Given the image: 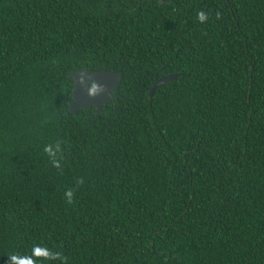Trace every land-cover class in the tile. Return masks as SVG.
Listing matches in <instances>:
<instances>
[{
  "label": "trees",
  "instance_id": "16d2710c",
  "mask_svg": "<svg viewBox=\"0 0 264 264\" xmlns=\"http://www.w3.org/2000/svg\"><path fill=\"white\" fill-rule=\"evenodd\" d=\"M81 69L121 74L98 113ZM49 250L264 264V0H0V264Z\"/></svg>",
  "mask_w": 264,
  "mask_h": 264
},
{
  "label": "water",
  "instance_id": "95a60500",
  "mask_svg": "<svg viewBox=\"0 0 264 264\" xmlns=\"http://www.w3.org/2000/svg\"><path fill=\"white\" fill-rule=\"evenodd\" d=\"M69 76L72 77L74 83L73 98L69 103V109L74 114H76L77 109L85 108L88 105L94 106L97 113L102 111V105L113 98V91L121 79V74L113 70L90 72L86 69H81L70 72ZM176 77L177 74H169L157 79L151 85L148 95L150 96L154 89L162 82ZM93 85L97 88L94 95L92 94Z\"/></svg>",
  "mask_w": 264,
  "mask_h": 264
},
{
  "label": "clouds",
  "instance_id": "9594fccd",
  "mask_svg": "<svg viewBox=\"0 0 264 264\" xmlns=\"http://www.w3.org/2000/svg\"><path fill=\"white\" fill-rule=\"evenodd\" d=\"M209 14L205 12L204 10H200L196 14V19L201 24H206L209 21ZM215 18L218 20L221 18V13L216 12ZM97 91V88L95 85L92 87V94L94 95ZM44 153L47 155L51 165L57 169L61 168V160L63 158L62 156V149L60 148L59 144H53L49 143L44 146L43 149ZM86 183L85 179L83 177H77L74 186L69 187L65 190L64 197L65 202L68 205H72L74 203V199L76 196L77 191L84 186ZM9 261L8 264H35V261L33 257H21L17 254H11L9 255ZM45 260H59L61 264H67V257L64 256L62 253L59 252H53L51 250L48 251V254L42 257Z\"/></svg>",
  "mask_w": 264,
  "mask_h": 264
}]
</instances>
